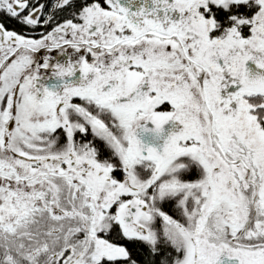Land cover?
<instances>
[{"label": "snow or ice", "instance_id": "6c2138e0", "mask_svg": "<svg viewBox=\"0 0 264 264\" xmlns=\"http://www.w3.org/2000/svg\"><path fill=\"white\" fill-rule=\"evenodd\" d=\"M0 264H264V0H0Z\"/></svg>", "mask_w": 264, "mask_h": 264}]
</instances>
